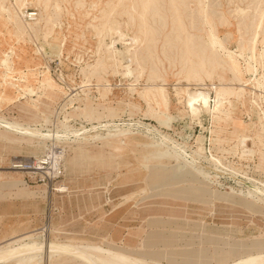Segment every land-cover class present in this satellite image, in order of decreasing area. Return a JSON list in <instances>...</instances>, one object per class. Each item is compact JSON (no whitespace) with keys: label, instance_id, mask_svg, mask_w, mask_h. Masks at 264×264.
Instances as JSON below:
<instances>
[{"label":"rangeland","instance_id":"obj_1","mask_svg":"<svg viewBox=\"0 0 264 264\" xmlns=\"http://www.w3.org/2000/svg\"><path fill=\"white\" fill-rule=\"evenodd\" d=\"M77 1L0 0V245L99 247L124 264H227L264 253V195H248L252 183L264 186V168L255 170L252 141L243 149L253 154H239L240 138L264 129V21L256 27L264 0H158L147 22L149 0ZM149 28L155 35L131 41ZM111 41L128 49L127 67L118 51L109 58ZM214 87H223L224 109L228 101L235 109L229 124L184 107L196 89L213 109ZM77 131L89 136L75 139ZM167 135L197 152L196 167L156 143ZM20 160L31 165L13 169ZM45 252L3 264H85Z\"/></svg>","mask_w":264,"mask_h":264},{"label":"bare ground","instance_id":"obj_2","mask_svg":"<svg viewBox=\"0 0 264 264\" xmlns=\"http://www.w3.org/2000/svg\"><path fill=\"white\" fill-rule=\"evenodd\" d=\"M79 1V0H78ZM78 1L76 2V3H78ZM120 1H123V0H120ZM143 1V0H142ZM146 1V0H145ZM158 0H149V2H150V8L152 7L153 8V10L152 11H150V14H149V16L150 17H148V16H146V14H145V21L147 22V20L148 19H151V21H152V19H153V21L155 20V18H154V16H155V11H154V9H156V7H155V4L157 5V2ZM199 1V0H198ZM197 1V2H198ZM118 2V1H117ZM201 2V1H200ZM75 3V2H74ZM113 2H110V3H108L109 5L110 4H112ZM139 3V2H138ZM170 3V2H169ZM56 4H58L57 2H56ZM94 4V3H93ZM106 4V3H105ZM114 4V3H113ZM146 4V3H145ZM144 4V5H145ZM172 4H173V2H172ZM200 4V3H199ZM80 5V4H79ZM55 6V5H54ZM95 6V5H94ZM107 6V5H106ZM112 6V5H111ZM142 6V5H141ZM96 7V6H95ZM113 7V6H112ZM144 7V6H143ZM146 7H148V5L146 6ZM171 7H173V6H171ZM200 7V6H199ZM107 8V7H106ZM114 8V7H113ZM113 8H111V9H113ZM149 8V7H148ZM149 8V9H150ZM174 8V7H173ZM144 9V8H143ZM147 10V9H146ZM243 9H240L239 11L241 12ZM3 11V10H2ZM54 11H55V9H54ZM105 11V10H104ZM142 11V10H141ZM144 11V10H143ZM156 11H157V9H156ZM201 11V10H200ZM238 10H237V12H239ZM59 12H61V10L59 11ZM173 12H175V11H173ZM202 12V11H201ZM7 13V12H6ZM105 13V12H104ZM145 13V12H144ZM146 13H149V10H148V12L146 11ZM241 13H244L243 11L241 12ZM142 14V13H141ZM105 15V14H104ZM103 15V16H104ZM109 15V14H108ZM175 15V14H174ZM242 15V14H241ZM110 16V15H109ZM157 16V15H156ZM176 16H178V15H176ZM24 17V16H23ZM107 17V16H106ZM141 17V16H140ZM143 17V16H142ZM141 17V18H142ZM10 18V17H9ZM34 18V17H33ZM104 18V17H103ZM156 18H158V17H156ZM179 18V17H178ZM104 19H106V18H104ZM177 19V18H176ZM8 20V19H7ZM10 20V19H9ZM142 21V20H141ZM176 21V20H175ZM264 21V11H262V12H260V14H259V17H258V21H257V23H256V27H259V26H261V24H262V22ZM37 22V21H36ZM146 22H145V25H146ZM180 22H181V19H180ZM178 23V22H177ZM34 24V23H33ZM36 24V23H35ZM152 24V23H151ZM53 25V24H52ZM56 25V24H55ZM138 25H140L141 26V23L140 24H138ZM145 25H143V26H145ZM153 25V24H152ZM155 25V24H154ZM15 26V25H14ZM28 26V25H27ZM180 26H182V25H180ZM179 26V27H180ZM185 26V25H184ZM16 27V26H15ZM139 27V26H138ZM17 28V27H16ZM29 28V27H28ZM181 28V27H180ZM185 28V27H184ZM20 29V28H19ZM150 29V28H149ZM154 29V28H153ZM152 29V30H153ZM182 30H183V28H181ZM258 29V28H257ZM20 30H22V29H20ZM144 30V29H143ZM139 31V33L137 34V35H134V36H132V39H131V41L132 42H137V43H143V42H145L146 41V39H147V37H149V36H153V35H155V34H153L152 32H151V29H150V31H148V30H144V31ZM108 31L110 32V34L111 35H113V34H115V29H113L112 27L111 28H108ZM179 31V30H178ZM185 31H186V29H185ZM260 31V30H259ZM20 32V31H19ZM25 32V31H24ZM180 32V31H179ZM182 32V31H181ZM46 33H47V31H46ZM241 33V32H240ZM184 34V33H183ZM246 34V33H245ZM258 34V32H256L255 33V38H256V36H258L257 35ZM48 36L50 35V34H47ZM176 35H178V34H176ZM186 35V34H185ZM187 35H188V33H187ZM188 36H190V35H188ZM241 36H243V35H241ZM47 37V36H46ZM191 37V36H190ZM17 38V37H16ZM28 38V37H27ZM185 38H186V36H185ZM184 38V39H185ZM214 38V37H213ZM46 39V38H45ZM121 39V38H120ZM114 40V39H113ZM191 40V39H190ZM190 40L189 39H186L185 40V42H184V46H185V48L187 49V51L188 50H194V47L192 48L191 47V45H190V43H192L193 41H194V39H193V41L192 42H190ZM212 40V39H211ZM254 40H256V39H254ZM115 42H117V43H119L120 42V40L118 39L117 41H115ZM243 42V41H242ZM114 41H111V46L110 47H107V51L108 50H111V52H109V54H110V56H109V58H113L114 57V55L117 53V51L122 55V65L123 66H125V67H127L128 66V59L126 58V56H125V54H126V52L128 51V49H124V51H120L118 48H117V50L115 51V49H114ZM139 43V44H140ZM253 43V42H252ZM193 44V43H192ZM241 44V43H240ZM246 45V44H245ZM197 46V45H196ZM201 46V45H200ZM242 46V45H241ZM254 46V45H253ZM240 49V48H239ZM199 50V49H198ZM40 51V50H39ZM186 51V50H185ZM199 52V51H198ZM201 52V51H200ZM128 53V52H127ZM135 53V52H134ZM216 53V52H215ZM260 53V52H259ZM102 55H104L103 53H101ZM186 54V53H185ZM188 54V53H187ZM201 54V53H200ZM210 54H212V53H210ZM251 54H252V57L254 58V48H252L251 49ZM134 55V54H133ZM182 56H184L183 54H181ZM199 56V61H200V63H201V65H205V61L206 60H208L207 59V57L208 56H206V54H205V52L204 53H202V55H198ZM216 56V55H215ZM121 57V56H120ZM134 57V56H133ZM218 57V56H217ZM183 58V57H182ZM187 55H186V57H184L183 59V61L185 62V61H187ZM252 58V59H253ZM137 59V58H136ZM178 59H179V57H178ZM255 59V58H254ZM134 60H135V58H134ZM9 61V60H8ZM131 61V60H130ZM180 61H182V59L180 58ZM99 62V61H98ZM120 62V61H119ZM139 62V61H138ZM3 66L5 67V69L7 68H9V67H7L8 66V62L6 61V60H4L3 62ZM10 63V62H9ZM100 63V62H99ZM121 63V62H120ZM140 63H142V62H140ZM207 63V62H206ZM209 63H210V61H209ZM212 63H213V61H212ZM221 63V62H220ZM131 64V63H130ZM187 64V63H186ZM217 64V63H216ZM222 64V63H221ZM15 65V64H14ZM140 65V64H139ZM199 65V64H198ZM218 65V64H217ZM216 65V66H217ZM186 66V65H185ZM209 66V65H208ZM213 66V65H212ZM219 66V65H218ZM226 66V65H225ZM93 68H94V66H92ZM96 67H97V65H96ZM221 67V66H220ZM129 68V67H128ZM222 68V67H221ZM4 69V68H3ZM139 69H140V67H139ZM142 69V68H141ZM194 69V68H193ZM202 69H203V67H202ZM223 69V68H222ZM228 69H230V68H228ZM227 69V70H228ZM125 70H126V68H125ZM131 70V69H130ZM143 70V69H142ZM189 70V69H188ZM187 70V71H188ZM95 71V70H94ZM190 71V70H189ZM194 71H197V70H194ZM203 71V70H202ZM127 72H130V71H127ZM139 72V71H138ZM191 72H193V70L191 69ZM205 72V71H204ZM93 73V72H92ZM125 72H123V74H124ZM189 73V72H188ZM196 73V72H195ZM206 74L205 75H208L207 74V72H205ZM231 73H233V72H231ZM130 74V73H129ZM140 74V73H139ZM191 74V73H190ZM189 74V75H190ZM193 74V73H192ZM196 74H198V73H196ZM204 74V73H203ZM126 76H127V74H126ZM140 75H138V77H139ZM186 76V75H185ZM193 76H196V75H193ZM193 76L191 77V78H193ZM233 76H234V74H233ZM136 77V76H135ZM134 77V78H135ZM126 78H128V77H126ZM133 78V77H132ZM189 78V77H188ZM196 78H198V77H196ZM201 78V77H200ZM220 78V77H219ZM231 78H232V76H231ZM98 79V78H97ZM186 78H184V80H185ZM194 79V78H193ZM199 79V78H198ZM221 79V78H220ZM188 80V79H187ZM186 80V81H187ZM202 80V79H201ZM235 80V82H237L236 81V79H234ZM258 80V79H257ZM238 84H239V82H237ZM242 84V83H241ZM13 85V84H12ZM221 86V85H220ZM225 86V85H224ZM229 86V85H228ZM231 86V85H230ZM239 87V86H238ZM244 86H240L237 90H235L234 92H237L239 95H243L244 93H245V90H244V88H243ZM160 88V87H159ZM214 89L216 90V93H217V96H216V101H215V104H214V107H213V109H211V108H209L208 106H209V104H208V102H209V97H208V94L206 93V92H201V91H198V90H189V89H187V92H186V98H185V109H186V111L189 113V115L191 116V118H194V119H198V118H200L203 114H210L211 116H212V118H218L219 120H224L225 122H227L228 124L231 122V121H229V120H231L230 119V116H229V114H235L234 113V111H235V109H234V107L232 106V104L230 103V101H228L227 103L229 104V108L228 109H224V100H225V97H224V90H222L223 89V87H220V88H218V90H217V88L216 87H214ZM160 91H161V89H160ZM226 91V90H225ZM230 91V90H229ZM162 92H163V90H162ZM229 93V92H228ZM160 94V93H159ZM236 94V93H235ZM161 95V94H160ZM237 95V94H236ZM238 95V96H239ZM259 95V94H258ZM162 96V95H161ZM235 96V95H234ZM163 97V96H162ZM240 97V96H239ZM261 97V96H260ZM236 100V99H235ZM164 103V102H163ZM254 103V102H253ZM149 110V109H148ZM214 113L216 114V115H214ZM262 113V112H261ZM262 115V114H261ZM256 116V115H255ZM258 116V115H257ZM263 119H264V117H263ZM254 121V120H253ZM264 122V121H263ZM6 124V123H5ZM4 124V125H5ZM7 124H10V125H13L14 127H13V129H10V131L11 132H13V133H16V134H19V135H21V136H25V137H30V138H37L36 137V135H35V132L34 131H32L31 129H29L28 127H26V126H24V125H22V124H19V123H16V122H7ZM253 124H255L256 125V123H255V121L253 122ZM1 125V124H0ZM3 125V126H4ZM248 125H250V124H248ZM7 126V125H6ZM114 126V125H113ZM5 127V126H4ZM93 127V126H92ZM105 127H107V126H105ZM202 127V126H201ZM247 126H239L238 128H241V129H243V128H246ZM250 127V126H249ZM249 127H247V128H249ZM7 128V127H6ZM96 128V127H95ZM103 128V127H102ZM122 128V127H121ZM121 128H119V129H117V126H116V128L115 129H108V128H106L107 129V131L108 132H111L112 130H114V131H117V132H120L121 131ZM263 128V127H262ZM84 129V128H83ZM123 129V128H122ZM128 129H130L129 127H126V129H124V131H126V130H128ZM250 129V128H249ZM96 130V129H95ZM147 130V129H146ZM151 130V129H150ZM152 130H153V128H152ZM151 130V131H152ZM155 130V129H154ZM255 130V129H254ZM258 130V129H257ZM76 131V130H75ZM123 131V130H122ZM38 132V131H37ZM85 132H87V131H85ZM156 132H161V131H159V130H157ZM51 133V132H50ZM74 133V132H73ZM147 133H150V131L148 132L147 131ZM152 133V132H151ZM260 132L258 131V132H255V131H252V133H251V137L250 136H242L241 138H240V140H239V142H240V146H242V149L240 150L241 152L239 153V154H241V156L240 157H245V156H247L248 154H253V150L250 148V147H248V148H244L243 149V147H244V145L247 147L248 145L247 144H245L246 142H248V141H252V143H253V145L255 146V148H256V151H255V153L257 154V157H258V159H259V162H258V164H256L255 165V170L256 169H259L260 167L261 168H264V152H262V151H264V129L262 130V135L261 136H259L258 134H259ZM75 135H76V137H75V139L77 138V139H86L89 135H87L86 133H81V134H79L78 133V131H77V133L75 132L74 133ZM116 134V133H115ZM120 134V133H119ZM152 134H154V135H157V133L155 134V133H152ZM164 134V133H163ZM42 135V134H41ZM52 135H53V133H52ZM113 135V134H112ZM117 135V134H116ZM162 135V134H161ZM55 136H57V135H55ZM120 136V135H119ZM158 136V135H157ZM156 136V137H157ZM255 136H257V139H256V141H255V139H254V137ZM259 136V137H258ZM59 137V136H58ZM92 137L93 138H96V139H99V134H95V135H92ZM112 137V136H111ZM152 137V136H151ZM49 137H47V139H48ZM50 138H51V136H50ZM49 138V139H50ZM114 138V137H113ZM45 139V138H44ZM53 139H54V137H53ZM57 139V138H56ZM262 139V140H261ZM58 140V139H57ZM197 141L200 143V141H201V139H200V137L199 138H197ZM156 143H158L159 145H162L163 147H164V145H165V147L167 146V147H169V148H171L172 150H173V152H174V156L175 157H177V158H181V159H183V160H185V162H187L188 164H190V165H196V161H195V157H197L196 156V153L195 152H193V153H190L189 154V156L187 155V153H185V151H184V149H183V147H181L180 148V146H179V144H177V145H175L173 142H172V138L169 136V135H167V136H163V137H159L158 139H157V142ZM123 144H124V142H123ZM199 147V146H198ZM202 149V148H201ZM198 150V149H197ZM199 150H200V148H199ZM201 151V150H200ZM202 153V152H201ZM20 159V158H19ZM17 160V159H16ZM15 161V160H14ZM21 161V160H20ZM16 162L17 164L15 165V166H12V168L14 169H16V168H19V170H20V168H24V166H23V164H20V163H23V161H21V162ZM198 163H199V161H198ZM198 166V168H199V165H197ZM200 166H201V164H200ZM196 167V166H195ZM33 173V172H32ZM36 173V172H35ZM232 176V175H231ZM246 180H247V178H246ZM245 180V181H246ZM248 182V181H247ZM246 182V183H247ZM254 182V181H253ZM262 183V182H261ZM251 184V183H250ZM249 186V185H248ZM56 188L57 189H63V188H65V185H57L56 186ZM239 194V193H238ZM248 195H249V197H252V195H254V196H256L257 198H259V199H261V196H263L264 195V186L263 185H259L257 182L256 183H252L249 187H248ZM247 195V196H248ZM244 196V195H243ZM255 197V198H256ZM47 226V225H46ZM22 239V238H21ZM24 239L25 238H23L22 240H20V238L18 239V240H14L13 239V241H10V242H8L7 244H5V245H0V264H3V263H7V262H11L12 260H15V259H19V260H21V262L23 261V259H26V258H28L29 259V257H35V256H37V255H40L41 256V254H43L42 253V251H43V249H46L48 252L46 253L47 255H59V254H64L65 252L67 253V255H71L72 257H74L75 259L77 258V259H80L81 261H83L85 264H124V263H121V262H119L120 260H119V257L117 258V259H115V256H113L112 258L111 257H105L104 255H100V254H98V253H96L97 251V248L99 249V247H97L96 248V252L92 249V248H81L80 246H75V245H73V244H71V243H59V242H53V241H44V242H42V241H35V240H29L28 242H25L24 241ZM104 251V250H103ZM107 251V250H106ZM109 252V251H108ZM44 253V254H45ZM69 253V254H68ZM107 254V253H106ZM111 254V253H110ZM112 254H113V252H112ZM107 255H109V254H107ZM114 255V254H113ZM51 256V257H52ZM120 256V255H119ZM42 257V256H41ZM45 257V256H44ZM122 257V256H121ZM58 258V257H57ZM130 258V257H129ZM132 258V257H131ZM27 260V259H26ZM33 260H34V258H33ZM123 260V259H122ZM121 260V261H122ZM263 260H264V253H260V254H256V255H247V256H243V257H240V258H238L237 260H235V261H233V262H231V263H227V264H264L263 263ZM31 261V260H30ZM125 261H127V260H125ZM27 262V261H26ZM124 262V261H123ZM129 262V261H128ZM19 263H20V261H19ZM19 263H17V264H19ZM126 263V262H125ZM138 263V262H137ZM26 264V263H25ZM134 264V263H133ZM141 264V263H140Z\"/></svg>","mask_w":264,"mask_h":264},{"label":"built area","instance_id":"obj_3","mask_svg":"<svg viewBox=\"0 0 264 264\" xmlns=\"http://www.w3.org/2000/svg\"><path fill=\"white\" fill-rule=\"evenodd\" d=\"M27 165H29V166H30V165H31V163H29V164H28V163H24V166H27ZM42 166H44V164H42Z\"/></svg>","mask_w":264,"mask_h":264}]
</instances>
